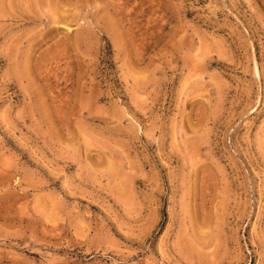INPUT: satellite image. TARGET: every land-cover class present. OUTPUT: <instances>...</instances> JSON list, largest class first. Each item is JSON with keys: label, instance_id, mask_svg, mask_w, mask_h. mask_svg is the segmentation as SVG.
<instances>
[{"label": "rangeland", "instance_id": "374dc122", "mask_svg": "<svg viewBox=\"0 0 264 264\" xmlns=\"http://www.w3.org/2000/svg\"><path fill=\"white\" fill-rule=\"evenodd\" d=\"M0 264H264V0H0Z\"/></svg>", "mask_w": 264, "mask_h": 264}]
</instances>
